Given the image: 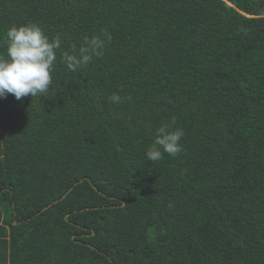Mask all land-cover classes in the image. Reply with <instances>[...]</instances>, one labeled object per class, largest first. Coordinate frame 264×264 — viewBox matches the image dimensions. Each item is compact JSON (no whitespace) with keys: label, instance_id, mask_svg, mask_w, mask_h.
Wrapping results in <instances>:
<instances>
[{"label":"trees","instance_id":"1","mask_svg":"<svg viewBox=\"0 0 264 264\" xmlns=\"http://www.w3.org/2000/svg\"><path fill=\"white\" fill-rule=\"evenodd\" d=\"M28 23L61 50L48 93L0 99V264H264V0H0V54Z\"/></svg>","mask_w":264,"mask_h":264},{"label":"clouds","instance_id":"2","mask_svg":"<svg viewBox=\"0 0 264 264\" xmlns=\"http://www.w3.org/2000/svg\"><path fill=\"white\" fill-rule=\"evenodd\" d=\"M61 39L59 34L49 39L36 23L10 27L4 40L6 56L0 54V99L11 94L20 101L29 95L40 97L48 93L57 51L61 50ZM111 39L107 31H104L103 37H85L78 51L75 45H71V51H62V62L69 71L76 72L94 56H102L106 43ZM109 99L112 103L121 100L117 94L111 95ZM174 124L173 118L170 123H163L156 129L154 143L146 151L150 161L162 159L165 153L175 157L182 151L179 142L184 136V130L173 128Z\"/></svg>","mask_w":264,"mask_h":264},{"label":"water","instance_id":"3","mask_svg":"<svg viewBox=\"0 0 264 264\" xmlns=\"http://www.w3.org/2000/svg\"><path fill=\"white\" fill-rule=\"evenodd\" d=\"M91 184H92V186H93L95 189L98 190V188H97L92 182H91ZM98 191H99V190H98ZM123 204H124V202H123ZM50 205H51V204H49L48 206H50ZM88 208H89V207H88ZM88 208H87V209H88ZM68 215H69V214H68ZM68 215H67V216H68ZM15 223H16V222H15ZM92 234H94V231H92ZM92 247H94V246H92ZM94 248H95V247H94Z\"/></svg>","mask_w":264,"mask_h":264},{"label":"crops","instance_id":"4","mask_svg":"<svg viewBox=\"0 0 264 264\" xmlns=\"http://www.w3.org/2000/svg\"><path fill=\"white\" fill-rule=\"evenodd\" d=\"M1 247V246H0ZM2 248H3V246H2ZM0 251H3L2 249H0Z\"/></svg>","mask_w":264,"mask_h":264}]
</instances>
